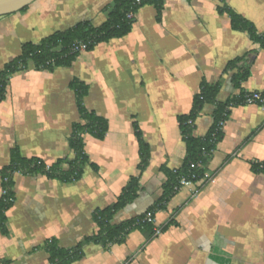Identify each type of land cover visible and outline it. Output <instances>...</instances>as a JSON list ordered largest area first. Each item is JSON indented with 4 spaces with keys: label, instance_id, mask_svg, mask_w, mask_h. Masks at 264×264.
<instances>
[{
    "label": "crops",
    "instance_id": "0c3cea01",
    "mask_svg": "<svg viewBox=\"0 0 264 264\" xmlns=\"http://www.w3.org/2000/svg\"><path fill=\"white\" fill-rule=\"evenodd\" d=\"M113 3L37 0L0 17V71L26 42L86 20L103 24ZM230 12L264 38V0H166L160 19L153 5L144 6L128 35L81 52L70 66L46 70L31 64L11 76L0 100V200L12 150L48 164L75 157L74 125L86 121L73 81L88 87L84 105L106 118L109 130L102 139L84 135L89 164L77 181L15 174L5 229L0 222V264H50L49 241L71 249L98 233L95 212L117 202L141 174L135 123L151 156L138 198L114 216L115 224L147 212L168 181L163 167L183 165L179 117L192 111L203 81L221 83L220 101L241 91L264 93V46L248 30L235 28ZM238 58L251 72L240 88L233 81L237 69L228 68ZM214 109L204 107L196 136L208 132ZM208 171L210 183L183 188L156 212L155 227L165 228L160 235L135 229L120 244L91 242L73 264H264V107L232 108Z\"/></svg>",
    "mask_w": 264,
    "mask_h": 264
},
{
    "label": "trees",
    "instance_id": "16d2710c",
    "mask_svg": "<svg viewBox=\"0 0 264 264\" xmlns=\"http://www.w3.org/2000/svg\"><path fill=\"white\" fill-rule=\"evenodd\" d=\"M165 1L114 0L113 5L110 7L107 21L99 26H95L92 21L86 20L69 29L56 31L38 43H24L22 53L0 71V100L5 98L7 86L14 73L28 70L31 64L36 69L46 70L70 66L81 54V52H72V47L75 43L85 42L88 44L87 51H91L101 42L124 37L132 31L135 15L141 8L146 5H153L157 9L158 19H160ZM129 14H133V16L129 17ZM230 15L235 28L248 30L252 38L264 46V38L256 34L255 29L248 22L234 12H230ZM239 61L240 59L238 58L228 65L229 69H237L233 75L236 88H240L242 83L251 75L250 67L240 66L238 64ZM71 86L76 92L82 119L86 121L85 124L77 123L74 125L70 142L76 155L73 159L66 157L59 159L55 163L48 164L39 158L23 157L17 148L12 150L11 163L4 169L2 178V189L7 191L0 200V222L3 229H5L6 212L15 202L13 184L16 173L44 174L63 181H77L82 177L85 166L89 164V158L85 151L84 135L90 134L102 139L109 130L107 119L89 112L84 105V97L88 92V87L79 80L73 81ZM221 86L220 82L209 84L203 81L199 93L194 98L192 111L179 117L183 141L186 145V158L183 165L174 170L163 167V172L166 173L168 181L163 187L164 192L161 198L144 214L115 224L113 223L114 216L138 198L141 190V175L146 170L151 156L150 147L144 140L138 124L135 123L141 155V163L139 165L141 174L130 179L117 202L95 212L94 220L99 227L97 234L87 237L83 242L71 249L60 247L56 240L49 241L47 243V251L50 255V264H73L85 257V245L91 242L100 243L106 247L114 243L120 244L124 242L128 233L135 229H146L153 236H158L155 232V224L145 220L147 213L151 212L155 217L157 211L166 207L171 198L179 192L175 190V187L182 176L192 177L196 175V177L200 178L204 175V172L208 170V163L214 150L223 138L224 129L220 128L221 122L229 119L233 107L245 104L243 96L246 92L243 91L231 96L226 101H220ZM206 105L215 107L212 115L213 120L208 132L204 136L198 137L194 134L196 121ZM190 121H193V123H190ZM199 162L203 163L202 168H192V163L197 164ZM65 165H67V168H65ZM91 165L93 167V164ZM164 229V227L161 228L162 231Z\"/></svg>",
    "mask_w": 264,
    "mask_h": 264
},
{
    "label": "built area",
    "instance_id": "2783aa9c",
    "mask_svg": "<svg viewBox=\"0 0 264 264\" xmlns=\"http://www.w3.org/2000/svg\"><path fill=\"white\" fill-rule=\"evenodd\" d=\"M132 16L133 14H129V17H132ZM87 45L88 44L85 42L75 43L72 47V52L87 51ZM243 101L245 102V104H257V105L264 107V93L260 91L246 92L243 96ZM226 122L227 121H222L220 124V128L224 129ZM190 123H193V121H190ZM199 167L201 168L203 167L202 162H199L197 164L192 163V168H199ZM212 180H213V175L208 170H206L204 172V175L200 178L196 177V175L192 177L182 176L178 182V185L175 187V190L180 191L183 188L193 187L195 184L201 183V182H203V184H208ZM200 190H201L200 187L193 189L192 191L193 196L197 195L200 192ZM6 192L7 191L5 189H2V195L6 194ZM145 220H147L150 223H155V217L153 216V213L148 212L145 217ZM155 232H156V235H160L162 233V230L159 227H155Z\"/></svg>",
    "mask_w": 264,
    "mask_h": 264
},
{
    "label": "water",
    "instance_id": "95a60500",
    "mask_svg": "<svg viewBox=\"0 0 264 264\" xmlns=\"http://www.w3.org/2000/svg\"><path fill=\"white\" fill-rule=\"evenodd\" d=\"M36 1L37 0H0V17L22 11Z\"/></svg>",
    "mask_w": 264,
    "mask_h": 264
}]
</instances>
